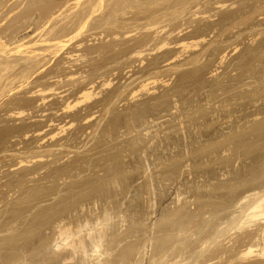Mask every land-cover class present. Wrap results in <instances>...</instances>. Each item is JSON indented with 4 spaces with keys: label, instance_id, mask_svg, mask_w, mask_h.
<instances>
[{
    "label": "rangeland",
    "instance_id": "obj_1",
    "mask_svg": "<svg viewBox=\"0 0 264 264\" xmlns=\"http://www.w3.org/2000/svg\"><path fill=\"white\" fill-rule=\"evenodd\" d=\"M29 1L0 0V264L22 263L31 232L58 251L78 220L91 261L68 246L49 263L153 264L178 239L174 264H264L247 253L264 216L246 219L264 195V0H105L66 36L93 0ZM85 226L107 230L111 254L94 257Z\"/></svg>",
    "mask_w": 264,
    "mask_h": 264
},
{
    "label": "bare ground",
    "instance_id": "obj_2",
    "mask_svg": "<svg viewBox=\"0 0 264 264\" xmlns=\"http://www.w3.org/2000/svg\"><path fill=\"white\" fill-rule=\"evenodd\" d=\"M32 1H33V2L35 1V3L40 1V3H41L42 0H30L29 3L31 4ZM104 1H105V0H93V2H92V4H91V8H92V9L89 11V13H88L87 15H85V16H84V14H78V15H76L77 18H78V19L76 20V22H75L76 24H73V23H72L73 25L71 24V26H73L74 28H73V29H72V28L70 29L69 26H67L70 30H69L67 33H65L64 36H66V35H68V34L74 32V31H75L76 34H77V32L80 31L79 28H80V26H81L80 24H82L81 22H83L86 18L90 17V16L96 11V7L102 5ZM33 4H34V3H33ZM50 8H51V7H50ZM50 8H47V9H49V10H47V9L44 10V11H46V13H45L44 15H43V13H42V15L44 16V17H42V20L45 19V17H46V19L48 18L47 21H49V20H50L49 17H53L55 14H57V13H54L53 9L50 10ZM55 8H56V7H55ZM75 8H76V6H75ZM97 8H98V7H97ZM72 11H73V10H72ZM70 12H71V11H70ZM42 15H41V16H42ZM23 16H24V15H23ZM66 16H68V15H66ZM71 16H72V15H71ZM76 16H75V18H76ZM82 17H83V18H82ZM40 18H41V17H40ZM57 18H58V17H57ZM70 18H71V17H70ZM70 18H69V19H70ZM46 19H45V20H46ZM51 19H52V18H51ZM66 19H68V18H66ZM42 20H39V21H42ZM71 20H75V19L72 18ZM71 20H70V22H71ZM82 20H83V21H82ZM64 21H65V20H64ZM49 22H50V21H49ZM84 22H85V21H84ZM42 23H44V21H43ZM45 23H46V21H45ZM47 23H48V22H47ZM47 23H46V24H47ZM42 25H43V24H42ZM59 25H60V24H59ZM79 25H80V26H79ZM57 26H58V24H57ZM78 26H79V28H78ZM43 27H44V26H43ZM82 27H83V26H82ZM56 28H57V27H56ZM68 28H67V29H68ZM50 29H51V28H49L48 30H50ZM53 30H55V29H53ZM64 31H67V30H64ZM64 31H63V32H64ZM48 32H49V31H48ZM51 33H52V31H51ZM51 33H50V34H51ZM60 33H62V32H60ZM79 33H80V32H79ZM79 33H78V34H79ZM50 34H49V35H50ZM58 34H59V32H58ZM58 34H57V35H54V34H53V36L50 37L49 39H45L46 37H48V36H45V38H44L45 40L43 39L44 41L47 42V45H48V47H49L50 49L53 48V47H55V46H57V44H58L59 42H61V36H62V34H61V36H59L60 34H59V35H58ZM76 34H75V36H76ZM47 35H48V34H47ZM68 37H69V36H68ZM68 37H67V38H68ZM0 38L2 39L1 35H0ZM64 38H65V37H64ZM62 39H63V37H62ZM71 39H72V38H71ZM2 40H3V39H2ZM2 40H1V42H2ZM40 40H41V38H40ZM43 40H42L41 42H43ZM14 41H15V40H14ZM14 41H12V42H14ZM26 41H28V40H26ZM36 42H38V41H36ZM39 42H40V41H39ZM41 42H40V43H41ZM62 42H63V41H62ZM22 43H23V42H22ZM17 44H18V43H17ZM59 44H60V43H59ZM18 47H20V45H19ZM43 47H44V46H43ZM46 47H47V46H46ZM48 47H47V49H49ZM77 48H78V47H77ZM41 49H42V48H41ZM55 49H56V47H55ZM3 50H4V49H1V48H0V51H1V52H3ZM35 50H36V49H35ZM43 50H44V49H43ZM5 51H6V49H5ZM36 51H37V50H36ZM69 52H70V51H69ZM76 53H77V52H75L74 54H76ZM31 54H32V53H31ZM33 54H34V53H33ZM40 54H42V53H40ZM71 54H72V53H71ZM4 55H5V54H4ZM44 55H45V54H44ZM6 56H8V55H6ZM42 56H43V55H42ZM3 57H5V56H3ZM8 57H9V56H8ZM30 57H31V56H30ZM5 58H6V60H8L7 57H5ZM27 58H28V57H27ZM38 59H39V58H38ZM3 60H4V59H3ZM11 61H12V60H11ZM43 61H44V59H43ZM0 63H1V57H0ZM10 63H11V62H10ZM13 63H14V62H13ZM13 63H12V64H13ZM41 63H42V62H41ZM41 63H40V64H41ZM6 64H7L8 66L10 65L8 62L5 63V65H6ZM0 65H1V64H0ZM5 65H4V66H5ZM30 65H31V64H30ZM8 66H7V67H8ZM28 66H29V65H28ZM37 66H38V65H37ZM5 67H6V66H5ZM7 67H6V69L9 68V67H8V68H7ZM12 67H13V66H12ZM16 67H17V66H16ZM34 69H35V68H34ZM4 70H5V69H4ZM60 70H61V69H60ZM0 71H1V70H0ZM31 71H32V69H31ZM16 72H17V71H16ZM2 73H4V71H2ZM25 73H26V72H25ZM9 74H10V73H9ZM6 76H7V75H6ZM0 81H1V80H0ZM1 82H2V81H1ZM0 84H1V83H0ZM5 85H6V84H5ZM7 86H8V85H7ZM3 87H4V86H3ZM3 89H5V88H3ZM0 90H1V89H0ZM42 91H44V90H42ZM1 92H2V91H0V93H1ZM116 184H117V183H116ZM262 185H263V184H262ZM24 186H25V185H24ZM256 191H258V190H255V192H256ZM252 192H253V191H252ZM257 193H258V192H257ZM255 194H256V193H255ZM242 199H244V198H242ZM242 199H241V200H242ZM245 203H246V202H245ZM240 205H241V204H240ZM243 206H244V205H243ZM239 207H240V206H239ZM235 208H236V207H235ZM238 210H239V209H238ZM244 210H245V209H244ZM235 211H236V210H235ZM96 212H98V211H96ZM96 212H95V213H96ZM5 213H6V212H5ZM104 213H105V212H104ZM107 213H108V212H107ZM243 213H244V212H243ZM214 214H215V213H214ZM245 214H246V213H245ZM97 215H98V214H97ZM103 215H104V214H103ZM103 215H102V217H103ZM107 215H108V214H107ZM107 215H106V216H107ZM117 215H118V214H117ZM120 215H121V213H120ZM49 216H50V215H49ZM109 216H110V214L108 215V217H105V216H104V217H105L104 219H106L107 221H106V220H103V219H102V221H101L100 219H101L102 217H101L100 219H99V218H96V219H97V220H98V219L100 220L99 223H102V222L105 221L107 224H109V223H110V222H109V221H110L109 219L112 218V217H109ZM113 216H114V215H113ZM235 216H236V215H235ZM246 216H247V218H246L247 220H248V218H249V220H250V219H253V218H258L259 216H264V195H263V196H260L256 201H254V203L248 208V212H247ZM47 217H48V216H47ZM171 217H172V216H171ZM242 217H244V215H243ZM150 218H151V217H150ZM25 219H26V218H25ZM79 219H80V218H79ZM114 219H117V218H114ZM261 219H263V218H261ZM87 220H89V219H87ZM108 220H109V221H108ZM133 220H134V219H133ZM75 221H77V219H76ZM78 221H79V220H78ZM78 221H77V222H78ZM111 221H112V220H111ZM224 221H225V220H224ZM259 221H260V220H259ZM262 221H263V220H262ZM77 222H76V224H75V226H76L77 228L74 227V230H75V228H76V230H77L78 228H80L79 226H77ZM82 222H83V220H82ZM82 222H81V221L79 222L80 225H81ZM105 222H104V223H105ZM108 222H109V223H108ZM124 222H125V221H124ZM139 222H140V221H139ZM241 222H242V218H241V221H240L239 223H241ZM244 222H245V221H244ZM248 222H249V221H248ZM254 222H255V221H254ZM71 223H72V222H71ZM74 223H75V222L73 221V224H74ZM94 223H95V221H94ZM104 223H103V224H104ZM106 223H105V225H106ZM121 223H122V222H121ZM132 223H133V222H132ZM229 223H230V222H229ZM239 223H238V226H239V225L241 226V224H239ZM246 223H247V222H245V224H246ZM251 223H253V222H251ZM255 223H256V222H255ZM62 224H63V223H62ZM82 224H83V223H82ZM112 224H113V223H112ZM123 224H124V223H123ZM123 224H122V225H123ZM242 224H243V223H242ZM69 225H70L69 223H68L67 226H65V225H64V226H63V225H60L61 228H59L60 230H59V232H58L57 234L59 235V237L63 236V238L61 239L63 242H60V241L58 240L59 238H57V239L55 238L56 241H57V240L59 241V244L56 243L53 247H55V246H56V247H57V246L59 247V245H60V244L62 245V243H63L64 247H62V248L59 249L58 251H57V248H56V251L51 252V253L49 252L51 255H50L49 253H47V254L50 255V257L46 254V251H47L48 248H47V249H44V247L41 245V244H43V242H41V240H42L41 238H43V237H42V236H43L42 231H41V233H38L39 231H38V232H31V233H29V234H30V237L28 236L29 238L26 239V241H29V242H26V241H25V244H22L21 241H20V240L23 239V238L21 237V238L19 239V237H18V239H16V240H19V243H18V245H17V243H16V245H15V246H17V247H16V250H15V251H17V252H16V253H17V257H15V258H17V259H16L15 261L19 260V262H22V263H20V264H34V263L39 264L40 262H41L40 264H44V263H45L46 256H47L49 259H51V260H53V261L55 260V261L57 262L58 260H56V258H60L61 255H66V256H67L68 254H70V251H71V249H73V248H74L73 251H72L73 254H74V253L77 254V252L80 251V250L82 251V249L84 250V251H82V252L80 251L81 253H79V256H80L81 254H83V253L86 251V258H87V261H88L89 257H87V255L89 254V251H87L86 244H87V246H89V247L92 248V246L88 245V244H91V243H86V238L88 237V234L85 232V233H86V235H85L86 237H83V236H81V235H79V236L77 237L78 232H79V231L81 232V229H83V225H81L82 227H81V229H80L78 232H77L76 230L74 231V230H73V227H72V226H69ZM96 225H97L96 228L98 227V225H99V226H102V227L104 226V228H105V225H102V224L100 225V224H97V223H96ZM109 225H110V224H109ZM109 225H108V228H109ZM182 225H184V224H181V225H179V226L181 227ZM234 225H236V224H234ZM234 225H233V226H234ZM243 225H244V224H243ZM247 225H248V224H247ZM253 225H254V224H253ZM57 226H58V225H57ZM60 226H59V227H60ZM94 226H95V225H94ZM106 226H107V225H106ZM184 226H186V224H185ZM188 226H189V225H188ZM188 226H187V227H188ZM217 226H218V225H217ZM222 226H223V225H222ZM245 226H246V225H245ZM248 226H249V225H248ZM257 226H258V225H257ZM85 227H86V226H85ZM123 227H125V226H123ZM187 227H186V228H187ZM250 227H251V226H250ZM258 227H259V226H258ZM86 228L89 229V230H91L90 228H88V226H87ZM94 228H95V227H93V230H91L92 232L94 231ZM104 228H103V229H104ZM106 228H107V227H106ZM106 228H105V229H106ZM108 228H107V229H108ZM183 228H184V227H183ZM220 228H221V227H220ZM240 228H241V227H240ZM243 228H244V227H243ZM243 228H242V229H243ZM253 228H255V227H253ZM99 229H100V228H99ZM120 229H121V228H120ZM136 229H137V228H136ZM188 229H189V228H188ZM96 230H97V229H95V232H98V231H96ZM150 230H151V229H150ZM190 230H191V229H190ZM243 230H244V229H243ZM243 230H241V231H243ZM82 231L84 232V229H83ZM87 231H88V230H87ZM113 231H114V230H113ZM136 231H137V230H136ZM148 231H149V230H148ZM154 231H155V230L152 231L153 234H154L153 236L156 237V235H157V234H160V233H161V236H162V232L157 233V234L155 235ZM173 231H174V230H173ZM176 231H178V229H177ZM176 231H174V233H175ZM180 231H182V228H181L178 232L180 233ZM217 231H218V230H217ZM263 231H264V230H263ZM56 232H57V231H56ZM56 232H55V233H56ZM83 232H82V233H83ZM106 232H107V230H106ZM106 232L103 231L102 229H100L98 233H95V235H94V232L92 233L93 236H91V238L93 237V241H92L91 238H88V239H87V240L90 239L89 241H92V242H95V243L97 242V243H96L97 245L93 243L94 246L96 245V249H94L95 247H93V250L91 251L92 254L94 253L93 251H95V252L97 253V248H99L100 246L104 245L103 243H105V242L109 239L108 237H109L110 235H109V236H105V234H104V233H106ZM152 232H151V233H152ZM156 232H157V231H156ZM178 232H176L177 235L179 234ZM183 232H184V230H183ZM183 232H182V233H183ZM43 233H44V232H43ZM82 233H81V234H82ZM148 233H149V232H148ZM169 233H170V235H168V236H169V237H170V236L172 237V236H173V235H172L173 232H172V233L169 232ZM188 233H189V231H188ZM217 233H218V232H217ZM259 233H260V232H259ZM259 233H258V234H259ZM44 234H45V233H44ZM89 234H90V233H89ZM97 234H98V235H97ZM149 234H150V233H149ZM166 234H167V233H166ZM183 234H185V233H183ZM197 234H198V233H197ZM201 234H202V233H201ZM206 234H207V233H206ZM45 235H46V234H45ZM58 235H56V236H58ZM106 235H107V233H106ZM164 235H165V233H164ZM195 235H196V234H195ZM210 235H212V234H210ZM254 235H255V234H254ZM254 235H253V236H252V235L249 236L248 243H247L249 249H248V252H247V253H252V252L255 250V248L258 249V247H260V250H259L260 253H259V255H260V256H263L262 254H264V236L260 235L261 237H260V238L258 237V239H257L256 236H254ZM23 236H24V235H23ZM89 236H90V235H89ZM104 236L106 237V240L103 239ZM119 236H120V235H119ZM150 236H151V235H150ZM168 236H167V237H168ZM179 236H180V234H179ZM181 236H182V235H181ZM183 236H184V235H183ZM183 236H182V237H183ZM187 236H188V235H187ZM187 236H185V237H187ZM191 236H192V235H191ZM216 236H217V235H216ZM44 237H45V236H44ZM75 237H76V238H75ZM136 237H137V236H136ZM155 237L152 238V236H151L150 238H152V239H149V240H151V241H152V240H155ZM157 237H159V235H158ZM167 237L164 236L163 240H164L165 238H166V239H165L163 242H162V239H161L162 237H161V238H160L161 240H160V242H159V245H161L160 243H164V244H165V243L167 242L166 240L168 239ZM182 237H179L180 241H181V240L183 241V239L185 238V237H184V238H182ZM45 238H46V237H45ZM47 238H48V235H47ZM69 238H72V239H71V241H68V242H67V240H68ZM95 238H96V240H94ZM107 238H108V239H107ZM137 238H138V237H137ZM148 238H149V237H148ZM148 238H147V239H148ZM174 238H175V235H174ZM174 238H173V239H174ZM176 238H177V236H176ZM188 238H189V236H188ZM188 238H187V241H188ZM197 238H198V237H197ZM206 238L209 239L210 236H209V238H208V237H206ZM247 238H248V237H247ZM171 239H172V238H171ZM171 239H169V240L171 241ZM190 239H191V238H190ZM190 239H189V240H190ZM210 239H212V238H210ZM24 240H25V237H24ZM24 240H22V241H24ZM43 240H44V239H43ZM43 240H42V241H43ZM103 240H105V242H103ZM149 240H148V241H149ZM156 240H157V239H156ZM158 240H159V239H158ZM158 240H157V241H158ZM246 240H247V239H246ZM56 241H54V243H55ZM157 241H155V243H156ZM173 241L176 242V244H175L174 242H172V243L170 242V244H168L169 246H165V245L162 244L163 247L165 246L164 248L162 247V245H161V246H157V247H159L160 249H161V247H162V248H163L162 250L165 251L164 254H163V252L159 253V254H163V256H162V255H159V256H162V260H163L164 262L161 260V258H160L159 256H156V255H155L156 257H159V258H157V260H158V261L156 260L157 262H156L155 260L152 261L153 264H154L155 262L158 263V262H160V261H162L163 264H174V262H173L174 259H173V258H174L175 256L177 257L178 252L183 251V250H182L183 248H184V251H185V247H186L188 244L185 242L186 240L184 241V243H186V244H183V243L180 244L181 247H180V248L178 247V248L181 250V251H180V250H178V248L175 249V246H178L179 243H180V242L177 243V242H178V239H176V241H175V240H173ZM207 241H208V240H207ZM209 241H210V240H209ZM211 241H212V240H211ZM226 241H227V240H226ZM237 241H238V240H237ZM16 242H17V241H16ZM110 242H111V243H114V240H113V241L110 240ZM146 242H147V241H146ZM191 242H192V241H191ZM191 242H190V243H191ZM23 243H24V242H23ZM74 243H75V244H74ZM108 243H109V242H108ZM122 243H123V242H122ZM147 243H150V242H147ZM152 243L154 244V241H152L151 244H152ZM192 243H194V242H192ZM204 243H205V242H204ZM231 243H232V242H231ZM46 244H47V243H46ZM57 244H58V245H57ZM68 244H69V245H68ZM73 244H74V245H73ZM76 244H79V246H76ZM93 244H92V245H93ZM157 244H158V243H156V245H157ZM223 244H224V243H223ZM43 245H44V244H43ZM63 245H62V246H63ZM66 245H67V247H68V246H69V247L72 246V248H71V247H70L71 249H70L69 247L67 248V247H65ZM105 245H107V244H105ZM105 245H104V247H103L102 249H99V250H103V251H105V252H104L105 254H106V253H110V254H111V251L114 249V248H113V249L111 250V247H113V245L109 248L111 251H107V252H106V250H104V248H106ZM108 245H109V244H108ZM146 245H147V244L145 243L144 246L147 247ZM149 245H150V244H149ZM154 245H155V244H154ZM166 245H167V243H166ZM170 245H171V246H170ZM191 245H192V244H191ZM217 245H218V244H217ZM44 246H45V245H44ZM118 246H119V245H118ZM144 246H143V247H144ZM188 246H190V245H188ZM207 246H208V245H207ZM77 247H78V248H77ZM79 247H80V249H79ZM116 247H117V246H116ZM116 247H115V248H116ZM119 247H120V246H119ZM119 247H117V248H119ZM150 247H151V246H148L147 248L150 249ZM153 247H155V246H153ZM201 247H203V246H201ZM234 247H235V246H234ZM117 248H116L115 250H118V252H119V249H117ZM186 248L188 249V247H186ZM208 248H209V247H208ZM208 248H207V249H208ZM230 248H231V247H230ZM243 248H244V247H243ZM245 248H246V247H245ZM53 249H54V248H53ZM77 249H78V250H77ZM89 249H90V248H88V250H89ZM107 249H108V246H107ZM143 249H144V248H143ZM143 249H142V250H143ZM145 249H146V248H145ZM152 249H153V250H151V251L154 253V249H155V248H152ZM157 249H158V248L155 249V252H156V253H157V251L159 250V249H158V250H157ZM187 249H186V250H187ZM48 250H49V249H48ZM54 250H55V249H54ZM76 250H77V251H76ZM156 250H157V251H156ZM200 250H201V248H200ZM37 251H38V253H36ZM50 251H51V250H50ZM75 251H76V252H75ZM124 251H125V250H124ZM145 251H146V250H145ZM160 251H161V250H160ZM160 251H159V252H160ZM255 251H256V250H255ZM47 252H48V251H47ZM100 252H102V251H100ZM100 252H98L97 254L95 253L96 256H94V257H95V258H96V257H99V258L102 257V256H99ZM114 252H115V251H114ZM116 252H117V251H116ZM186 252L188 253V251H185V253H186ZM197 252H198V251H197ZM244 252H246V250H245ZM256 252H257V251H256ZM256 252H255V253H256ZM34 253H36V254H34ZM40 253H41V254H40ZM87 253H88V254H87ZM102 253H103V252H102ZM124 253H125V252H124ZM148 253H149V252H148ZM181 253H182V252H181ZM185 253H183V254H185ZM194 253H195V252H194ZM247 253H246V254H247ZM253 253H254V252H253ZM257 253H258V252H257ZM43 254L45 255V257H43ZM73 254H72V255H73ZM112 254H113V253H112ZM115 254H117V253H115ZM115 254H114V255H115ZM126 254H127V253H126ZM183 254H182V255H183ZM215 254H216V253H215ZM242 254H243V253H242ZM101 255H102V254H101ZM107 255H109V254H107ZM107 255H106V256H107ZM117 255H118V254H117ZM122 255H123V254H121V257H122ZM129 255H130V254H129ZM132 255H133V254H132ZM138 255H139V254H138ZM148 255H149V254H148ZM182 255H180V256L178 255V257L181 258ZM201 255H202V254H201ZM243 255L245 256V254H243ZM66 256H65L64 259H66V261H68L67 258H66ZM70 256H71V255L68 256V257H69V260H70ZM73 256H74V255H73ZM73 256H72V259L70 260V262L74 259L75 256H77V259H79V260L81 261L80 258L82 257V255H81L80 258H78V255H75L74 257H73ZM89 256H90V254H89ZM110 256H111V255H110ZM153 256H154V254H153ZM183 256H185V255H183ZM187 256H188V255H187ZM239 256H240V255H239ZM90 257H93V256L91 255ZM118 257H119V256H118ZM118 257H115L116 260H117ZM163 257H164V259H163ZM176 257H175V260H176L177 262H179L181 259L178 261V259H176ZM178 257H177V258H178ZM190 257H191V255L189 256V258H190ZM204 257H205V256H204ZM232 257H233V256H232ZM232 257H231V258H232ZM104 258H105V256H104V254H103V260H104V261H103V262L100 261V264H112V260H113V259H111V257H107L106 259H104ZM207 258H208V257H207ZM207 258H201V259H200L201 262L198 263V264H207V263H210L211 260H210V259H207ZM220 258H221V257H220ZM223 258H224V257H223ZM238 258H239V257H238ZM245 258H246V257H245ZM64 259H63V260H64ZM75 259H76V257H75ZM84 259H85V258H84ZM91 259H92V258H91ZM97 259H98V258H97ZM97 259H96V260H97ZM121 259H122V258H121ZM121 259H120V261L123 262V260H121ZM155 259H156V258H155ZM159 259H160V261H159ZM165 259H166V262H165ZM187 259H188V258H187ZM191 259H193V258H191ZM236 259H237V258H236ZM262 259H264V258H262ZM20 260H22V261H20ZM43 260H44V262H42ZM47 260H48V259H46V262L49 261V260H48V261H47ZM96 260H95V261H96ZM99 260H102V258L99 259ZM99 260H98V261H99ZM127 260H128V259H127ZM139 260H140V259H139ZM189 260H190V259H189ZM221 260H222V259H221ZM227 260H228V258H227ZM55 261H54V262H55ZM60 261H62V260H60ZM76 261H77V260H76ZM80 261H78V262H80ZM89 261H91V260L89 259ZM176 261H175V262H176ZM214 261H215V260H214ZM214 261H213V262H214ZM230 261H231V259H230ZM54 262L52 263V261H51L50 263H49V262H48V263H49V264H55ZM72 262H73V261H72ZM74 262H75V261H74ZM82 262H83V261H82ZM84 262H86V259L84 260ZM117 262H118V261H117ZM122 262H119V263H122ZM211 262H212V261H211ZM232 262H234V259H233ZM238 262H239V261H238ZM61 263H62V262H61ZM75 263H76V262H75ZM91 263H92V262H91ZM97 263H99V262H97ZM115 263H116V262H115ZM128 263H129V262H128ZM156 263H155V264H156ZM229 263H230V262H229ZM229 263H228V264H229ZM249 263H250V264H256L255 261H252V262H249ZM18 264H19V263H18ZM57 264H60V263L58 262ZM62 264H63V263H62ZM67 264H68V263H67ZM70 264H71V263H70ZM72 264H73V263H72ZM76 264H77V263H76ZM80 264H81V263H80ZM83 264H84V263H83ZM85 264H88V263H85ZM117 264H118V263H117ZM129 264H130V263H129ZM146 264H147V263H146ZM158 264H159V263H158ZM160 264H161V263H160ZM177 264H179V263H177ZM180 264H181V262H180ZM182 264H187V261H186V263H183V262H182ZM190 264H192V263H190ZM210 264H212V263H210ZM215 264H222V263L219 262V263H215ZM224 264H227V263H224ZM231 264H232V263H231ZM235 264H236V263H235ZM239 264H240V263H239ZM246 264H248V263H246Z\"/></svg>",
    "mask_w": 264,
    "mask_h": 264
}]
</instances>
